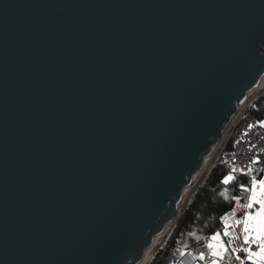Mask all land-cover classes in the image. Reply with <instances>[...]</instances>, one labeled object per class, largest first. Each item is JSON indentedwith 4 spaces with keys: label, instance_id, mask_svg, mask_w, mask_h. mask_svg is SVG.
Returning a JSON list of instances; mask_svg holds the SVG:
<instances>
[{
    "label": "water",
    "instance_id": "water-1",
    "mask_svg": "<svg viewBox=\"0 0 264 264\" xmlns=\"http://www.w3.org/2000/svg\"><path fill=\"white\" fill-rule=\"evenodd\" d=\"M264 76V0H0V264H138Z\"/></svg>",
    "mask_w": 264,
    "mask_h": 264
},
{
    "label": "trees",
    "instance_id": "trees-1",
    "mask_svg": "<svg viewBox=\"0 0 264 264\" xmlns=\"http://www.w3.org/2000/svg\"><path fill=\"white\" fill-rule=\"evenodd\" d=\"M247 110L256 118H264V87L248 101ZM229 142L219 153V160L214 164L203 181L199 183L192 195L185 202L178 216L165 232L164 239L155 249L150 264H173L175 256L199 237H211L217 231H223L224 214L234 204L233 196L246 198L239 183L246 180L240 173L233 174V180L222 183L227 174ZM264 169V156L261 155L254 170L260 175Z\"/></svg>",
    "mask_w": 264,
    "mask_h": 264
},
{
    "label": "built area",
    "instance_id": "built-area-1",
    "mask_svg": "<svg viewBox=\"0 0 264 264\" xmlns=\"http://www.w3.org/2000/svg\"><path fill=\"white\" fill-rule=\"evenodd\" d=\"M247 103L248 100L239 107L237 112L230 119L229 123L224 129L221 139L222 145L219 147L213 162L207 166L205 164L206 160H204V165L194 180H198V178L201 176L200 183L203 181L214 164L219 160V153L226 142H229V151L227 157L229 168L226 175H233L235 173L243 174L246 180L239 183L240 188L242 184L250 186L253 176H255L257 179L264 178V170L259 176L255 174L254 170L255 164L259 160L260 156L264 154V118L254 117L247 110ZM247 195L248 194L246 193V198L241 200L240 203L246 202ZM234 208L237 209L235 217H240L243 215L244 210L239 209L237 203L234 202L232 208L226 212L225 217L228 216V214H230ZM223 220L225 221V227L227 225L230 228L229 236H223V231L217 232L221 233V239L225 245L228 246L229 251L225 254L223 259L220 260L219 264H240L239 261L235 260V256L231 253L232 247L244 249L250 246L253 251H260L261 240L258 238H253L256 242L252 243L251 245L245 244L244 228H242L241 225L236 222L235 218L229 219L228 221L225 219ZM246 227H248L251 231L256 230V224L254 221L247 224ZM209 238L210 237H199L190 244L184 246V248L175 256L173 264H211L212 257L209 255V250L206 246ZM152 245L142 258L143 260L140 264H150L154 253V250L151 252ZM201 253L205 254L204 259L200 258ZM237 254L241 255V257L249 255L248 252L244 251H238ZM244 264H264V258L258 257L252 262L244 260Z\"/></svg>",
    "mask_w": 264,
    "mask_h": 264
},
{
    "label": "snow or ice",
    "instance_id": "snow-or-ice-1",
    "mask_svg": "<svg viewBox=\"0 0 264 264\" xmlns=\"http://www.w3.org/2000/svg\"><path fill=\"white\" fill-rule=\"evenodd\" d=\"M232 180L233 176L231 174L225 175L222 178V183L228 184ZM241 189L248 194L246 202L240 203L241 199L238 196H233L232 199L237 203L239 209L244 210L243 215L240 217H235L237 209L234 208L232 212L224 219L228 221L229 219L235 218L236 222L239 223L242 228H244L245 244L251 245L252 243L256 242L253 238H258L261 240L259 252L253 251L250 246L244 249H237L236 247L231 248V253L235 256V260L239 261L240 264H244V260L252 262L258 257L264 258V178L257 179L255 176H253L250 186L242 184ZM253 221L256 224L255 231H251L248 227H246L247 224ZM229 232L230 228L226 225L223 231V236H229ZM206 246L209 250V255L212 257L211 264H219L220 260H222L225 254L229 251L228 246L225 245L221 239L220 232L212 234ZM238 251L248 252L249 255L241 257V255L237 254ZM204 255V253H201L200 258L204 259Z\"/></svg>",
    "mask_w": 264,
    "mask_h": 264
},
{
    "label": "rangeland",
    "instance_id": "rangeland-1",
    "mask_svg": "<svg viewBox=\"0 0 264 264\" xmlns=\"http://www.w3.org/2000/svg\"><path fill=\"white\" fill-rule=\"evenodd\" d=\"M263 84V83H262ZM260 84V86L262 85ZM259 86L258 89H256L255 91L251 92L250 95L248 96L247 100L249 101L257 92L259 89H261L262 87H264V85H262L261 87ZM221 143V141H220ZM218 143L215 147L212 148V151L211 153L206 157V161H205V164L208 166L211 162H213V160L215 159V156H216V153L219 149V147L222 145V143L220 144ZM206 166V168H207ZM205 168V170H206ZM200 179H201V176L198 178V180H194V182L192 183V185H190L187 189H186V192L184 194V198L182 199L180 205H179V212L182 211L183 207H184V204L185 202L188 200V198L192 195V193L194 192V190L196 189L197 185L200 183ZM178 212V214H179ZM174 222V221H173ZM225 223V221H224ZM172 224V223H171ZM224 227H223V231H224ZM167 230V229H166ZM166 232V231H165ZM165 232L160 235L156 241L154 242V244L152 245V248H151V252H153V250L155 251V249H157V247L159 246V244L162 243L163 239H164V235H165Z\"/></svg>",
    "mask_w": 264,
    "mask_h": 264
},
{
    "label": "bare ground",
    "instance_id": "bare-ground-1",
    "mask_svg": "<svg viewBox=\"0 0 264 264\" xmlns=\"http://www.w3.org/2000/svg\"><path fill=\"white\" fill-rule=\"evenodd\" d=\"M262 83H263V84H262ZM260 84L264 85V76H263L262 80L260 81V83H259L257 89L259 88ZM262 85H261V86H262ZM261 86H260V87H261ZM217 144H218V142H217V143H213L212 148L215 147ZM204 160H206V157H205ZM197 174H198V173L195 174L194 178L197 176ZM159 236H160V235H159ZM159 236H157V237L155 238V240L153 241V244H154V242L156 241V239H157ZM149 249H150V248H148V249L146 250L145 254L148 252ZM145 254H144V255H145ZM142 260H143V259H142ZM142 260H141L138 264H140V263L142 262Z\"/></svg>",
    "mask_w": 264,
    "mask_h": 264
},
{
    "label": "crops",
    "instance_id": "crops-1",
    "mask_svg": "<svg viewBox=\"0 0 264 264\" xmlns=\"http://www.w3.org/2000/svg\"><path fill=\"white\" fill-rule=\"evenodd\" d=\"M263 156H264V154H263ZM263 170H264V169H263ZM263 170H262V171H263ZM224 217H225V214H224V216H223V219H224Z\"/></svg>",
    "mask_w": 264,
    "mask_h": 264
}]
</instances>
